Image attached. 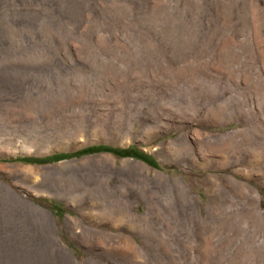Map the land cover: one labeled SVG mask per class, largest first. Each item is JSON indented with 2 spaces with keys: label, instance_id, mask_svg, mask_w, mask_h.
Returning a JSON list of instances; mask_svg holds the SVG:
<instances>
[{
  "label": "rangeland",
  "instance_id": "obj_1",
  "mask_svg": "<svg viewBox=\"0 0 264 264\" xmlns=\"http://www.w3.org/2000/svg\"><path fill=\"white\" fill-rule=\"evenodd\" d=\"M98 144L156 164L18 158ZM222 261L264 264V0H0V264Z\"/></svg>",
  "mask_w": 264,
  "mask_h": 264
},
{
  "label": "trees",
  "instance_id": "obj_2",
  "mask_svg": "<svg viewBox=\"0 0 264 264\" xmlns=\"http://www.w3.org/2000/svg\"><path fill=\"white\" fill-rule=\"evenodd\" d=\"M100 149H104V150H109L112 152H115L117 154H133L135 156H139L142 159H144L145 161L149 162L150 164L155 165L156 161L154 159L148 158L146 153L142 150L137 149L136 151H131L130 148L125 147V148H120V147H114L111 145H105V144H98V145H90V146H86L84 148L78 149L76 151L73 152H58V153H52V154H48V155H44V156H20L18 158L25 160V161H32V162H43L46 160H53V159H57V158H61L63 156H71V155H78V154H82L84 152L87 151H95V150H100Z\"/></svg>",
  "mask_w": 264,
  "mask_h": 264
},
{
  "label": "bare ground",
  "instance_id": "obj_3",
  "mask_svg": "<svg viewBox=\"0 0 264 264\" xmlns=\"http://www.w3.org/2000/svg\"><path fill=\"white\" fill-rule=\"evenodd\" d=\"M51 26V25H50ZM210 186V185H209ZM183 190V189H182ZM187 191V189H185L184 188V191ZM121 205H120V203H115V202H113L112 204H110L109 206H107L106 208H108L111 212H113V211H119L120 209L122 210L125 206H123V207H120ZM36 207L37 208H40L39 206H37L36 205ZM120 210V211H121ZM48 218L50 219V217L48 216ZM58 250L61 252V253H64L65 251V249L62 247V245L61 244H59L58 246ZM64 257V256H63ZM66 260V259H65ZM244 264L243 262H239V261H237L235 264ZM216 264H219V262H216ZM221 264H232V262H223L222 261V263Z\"/></svg>",
  "mask_w": 264,
  "mask_h": 264
}]
</instances>
